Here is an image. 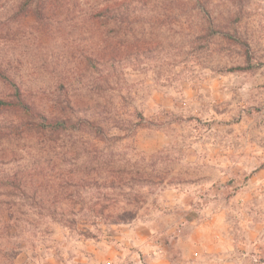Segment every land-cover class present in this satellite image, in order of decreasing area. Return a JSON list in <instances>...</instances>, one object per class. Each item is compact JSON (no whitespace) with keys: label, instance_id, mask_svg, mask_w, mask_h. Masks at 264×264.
<instances>
[{"label":"clouds","instance_id":"obj_1","mask_svg":"<svg viewBox=\"0 0 264 264\" xmlns=\"http://www.w3.org/2000/svg\"><path fill=\"white\" fill-rule=\"evenodd\" d=\"M0 264H264V0H0Z\"/></svg>","mask_w":264,"mask_h":264}]
</instances>
